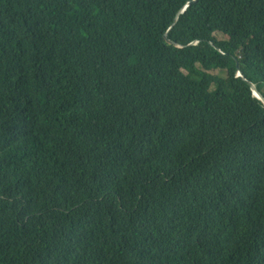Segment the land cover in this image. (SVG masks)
Here are the masks:
<instances>
[{"label": "trees", "instance_id": "1", "mask_svg": "<svg viewBox=\"0 0 264 264\" xmlns=\"http://www.w3.org/2000/svg\"><path fill=\"white\" fill-rule=\"evenodd\" d=\"M189 2L0 0V264H264V0Z\"/></svg>", "mask_w": 264, "mask_h": 264}, {"label": "rangeland", "instance_id": "2", "mask_svg": "<svg viewBox=\"0 0 264 264\" xmlns=\"http://www.w3.org/2000/svg\"><path fill=\"white\" fill-rule=\"evenodd\" d=\"M202 72L205 73L206 75L214 76L218 80L226 81L227 82V79H226V77L224 75V72H222V71H218V70H214V71L202 70ZM195 86H196V83L195 82H191L188 85V90L189 91H193L194 88H195ZM208 87H209V93L211 95H213V93L216 91L217 83H210Z\"/></svg>", "mask_w": 264, "mask_h": 264}, {"label": "water", "instance_id": "3", "mask_svg": "<svg viewBox=\"0 0 264 264\" xmlns=\"http://www.w3.org/2000/svg\"><path fill=\"white\" fill-rule=\"evenodd\" d=\"M194 1H196V0H192V2H194ZM192 2H189L186 6H188ZM176 20H177V17L175 18L174 23L176 22ZM167 43L171 44V45H174V46L176 45L175 43H173V42H171L169 40H167ZM236 77L241 78L242 80H244L247 83L248 87L250 88V90L252 92V95L255 98H257L258 100H260L261 102H263V104H264V98L261 96L260 93H258V91L255 89L254 85L251 84L250 82L246 81V79L242 76L238 64H236Z\"/></svg>", "mask_w": 264, "mask_h": 264}]
</instances>
